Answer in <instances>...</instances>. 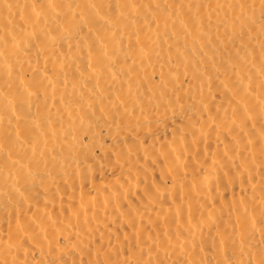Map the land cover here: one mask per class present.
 <instances>
[{"label":"bare ground","instance_id":"6f19581e","mask_svg":"<svg viewBox=\"0 0 264 264\" xmlns=\"http://www.w3.org/2000/svg\"><path fill=\"white\" fill-rule=\"evenodd\" d=\"M0 264H264V0H0Z\"/></svg>","mask_w":264,"mask_h":264}]
</instances>
